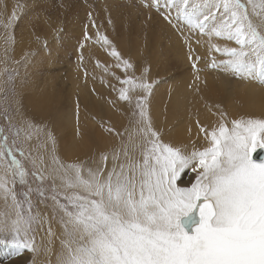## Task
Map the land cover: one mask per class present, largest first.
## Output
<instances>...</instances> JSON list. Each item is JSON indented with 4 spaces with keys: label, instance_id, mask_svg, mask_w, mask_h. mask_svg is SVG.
Masks as SVG:
<instances>
[{
    "label": "snow or ice",
    "instance_id": "obj_1",
    "mask_svg": "<svg viewBox=\"0 0 264 264\" xmlns=\"http://www.w3.org/2000/svg\"><path fill=\"white\" fill-rule=\"evenodd\" d=\"M143 7L155 9L187 49L193 74L188 88L199 94L196 82L209 71L264 88V0H144ZM28 10L27 3H16L10 14L7 4L0 11V246L43 252L45 264H264V159L252 156L264 149V111L230 116L220 105L215 111L208 105L215 120L202 122L197 111L194 121L206 146L192 141L189 150L188 143L165 140L152 114L157 81L145 55L147 33L138 68L88 12L77 67L84 41L115 60L124 75L111 72L120 87L109 86L126 103L128 123L102 120L113 142L85 145L77 96L70 146L77 154L62 156L58 101L53 97L39 119L24 110L27 68L39 55L26 50L15 58V28ZM96 64L105 73L112 67ZM107 103L125 113L116 101ZM193 115L189 108L190 137ZM82 147L87 151L81 157ZM185 169L195 180L182 187Z\"/></svg>",
    "mask_w": 264,
    "mask_h": 264
},
{
    "label": "bare ground",
    "instance_id": "obj_2",
    "mask_svg": "<svg viewBox=\"0 0 264 264\" xmlns=\"http://www.w3.org/2000/svg\"><path fill=\"white\" fill-rule=\"evenodd\" d=\"M8 4L9 6H7L10 7L9 1ZM90 10L92 9L90 8ZM38 11L40 14L43 10ZM45 11L41 12V14H44ZM31 12L27 11V13L31 15L27 14V17L28 15L29 17L33 16ZM37 13L38 12H36V14ZM24 17L26 16L24 15ZM29 17L26 19H30ZM50 17H52V15ZM22 19L21 20L26 23V21H24L25 18ZM31 19L33 20V18ZM48 19L43 18L41 22L39 21V23H41L39 25H42V32L39 31L40 33H38V30H36V32L30 27L33 30L31 31L27 24L21 25L16 30V59H19L23 51L32 50L40 41L42 42L43 40L49 39L47 44L49 52L45 53L44 50L39 51V55L34 58L31 65L27 68V79L24 88L26 92L24 110L29 115L39 119L46 110L48 102L54 97L56 101H58V107L63 118V124L57 130L61 155L73 157L77 152L75 150L70 151V146L75 144V102L77 96H79L81 103V128L85 133L84 144L86 145L90 142L94 147L104 148L113 142V137L103 131L100 127V122L103 120L120 127L126 124V119L128 118L126 114V103L118 101L117 93L109 86L111 84H116L117 87H120L119 82L112 77L111 72H115L121 77H123L124 72L122 69L115 68V60L109 57L103 48L97 46L98 44L96 45L93 41H84L85 46L82 50L84 59L82 65L85 71L77 67L79 63V54L75 53L74 58H71L74 59V63L69 65L70 68L68 67L66 74L64 72L65 75L60 79L63 85L68 86L65 96L63 95V90L65 89L63 87H58L57 81L54 82L52 77L45 75L41 76L39 79L40 75L38 72L42 70L43 66L46 68V64H49L50 59L54 56V53L52 54L51 51L56 53L57 50L54 49L53 41L55 38L52 41L53 30H51L52 26L55 27V22L53 19ZM58 19L64 20L59 17ZM158 20L154 21L155 24L151 23L154 26L152 27V25H150V28H148L149 25L147 26L146 24V26H144L140 23L141 26L140 24L136 26L137 28L135 27L136 30L134 32L129 28H125V26L121 27L124 23L119 26L121 28H119L118 32H114V30L110 32H108V30L101 32L106 34L125 55H131L138 62V68L141 59L139 57V50L144 43L145 33H147L148 47L145 55L151 67L152 79L158 80L155 86V95L151 98L152 114L155 118L157 127L163 128L165 140H171L173 143H188L190 146L189 150H191L192 141H198V147L206 146L203 143L202 137H197V129L195 128L194 121L197 111L202 122L211 123L215 120V117L208 111V105H212L213 111H215V106L218 104L223 110L227 111L230 116L242 111H254L257 113L264 111V88L236 79L229 80L217 72L209 71L200 74L201 81L196 82L201 89L199 94H197L194 89L188 88V85L193 83V74L189 63L186 61L187 49L183 47L182 42L177 38L176 34L168 29L161 20L159 22ZM31 24L33 23L31 22ZM36 26H38V24H36ZM109 28H113V26ZM132 33H134V35H131ZM74 34L75 39L73 38L74 40L71 41V45L76 47V45H79V42L83 40V35L81 30ZM132 36L135 39H133ZM36 37L40 38L39 41ZM75 49L77 48H74V50ZM166 49L168 51L171 50L172 54H174L179 61V63L173 67V70L177 73H174V71L172 72L173 74L170 73V68L157 69L155 67V65L164 64L163 55ZM199 51L203 53L204 50L199 49ZM97 60L101 62V65H112L108 73L104 72L103 67H97ZM25 71L26 69L24 67L22 71L23 75ZM85 72H87V76H85ZM136 74L139 75V70ZM93 76L96 77L95 80L92 79ZM101 77L108 83H102ZM229 84L230 89L227 87ZM93 89H95V93L92 91ZM249 91L255 92L256 94H247ZM201 95L204 97L203 100L200 99ZM109 99L116 101V107L124 109L125 113L118 112L115 107L109 105L107 103ZM189 108H191L194 113L192 117L193 126L191 137L187 131L189 125ZM92 116H95L96 119L93 120L91 118ZM85 151H87L86 147L80 149L79 154L81 157ZM256 161L259 162L258 160ZM187 173L188 175H181L180 177L179 183L182 187L190 186L195 180L194 174L191 173L190 175L188 171ZM45 260L38 264H45Z\"/></svg>",
    "mask_w": 264,
    "mask_h": 264
},
{
    "label": "rangeland",
    "instance_id": "obj_3",
    "mask_svg": "<svg viewBox=\"0 0 264 264\" xmlns=\"http://www.w3.org/2000/svg\"><path fill=\"white\" fill-rule=\"evenodd\" d=\"M8 1L10 2V7H8V8H10V9H8L10 11V12L8 11L9 14L11 13V10H12L11 8L13 7L12 5H14L16 3H27L28 9H29L28 12L32 11L31 14L33 15L32 17H29L30 14L27 13V14H29L28 17L30 19H26V18H28L27 14L25 15L26 17H24V15H23V18H25L24 21H26V23L22 21L23 19L19 21L18 26L15 28V36H17L16 30L21 25H24V24L29 25V28L31 27L35 31L38 30V33L42 32V25H39V24H41V23H39V21L41 22V19H43V18L48 19L52 15V17H50L49 19L54 20L55 27L52 26L51 30H54V28L56 30H58V34L54 33V31L52 32V41L55 38L53 41L54 49H57V50H56V53L51 51L52 54L54 53V56L50 59V63L46 64V68H45V66H43L42 70H40L41 72L39 71L38 73L40 75L39 79L41 78V76L48 75V76L52 77L54 82L57 81V86L63 87L65 89V90H63L64 96L66 95V89L68 88V86L63 85L62 82L60 81V79L66 74L68 67L70 68L69 65L71 63L72 64L74 63V59H71V58H74V54L78 53L80 55V52L77 51L79 45L77 44L76 47L74 45L72 46L71 41L75 39L74 33H77L79 30H81L82 35H83V26H84V24L89 23L88 22L89 21L88 20V12H92V16L96 21L97 27L99 28L100 31H103V32H105L107 30H108V32L113 31V30H114V32H118L119 28L124 27V26H125V28H129L130 30H132V32H134L137 28L136 26H138L140 23H142L144 26H146V24H147V26L149 25L148 28H150L151 27L150 25L155 24L154 21H156L158 19H159L158 22L160 21V18L156 14L155 9H148V8L143 7L144 0H90V1L89 0H3V3H0V11H3V5L4 4H7L9 6ZM61 3H63L65 5V7H63V8L60 7ZM85 8L86 9L88 8L89 10L87 9L88 10L87 11ZM90 8L92 10H90ZM38 10H43L41 12H44L46 10L47 12L45 11L44 14H41V12H40V14H39ZM36 12H38V13L36 14ZM38 14H39V16H38ZM40 15H42V16H40ZM149 15H151L153 20L151 19V21H150L148 19ZM54 16H57V17H54ZM58 17L61 19L63 18L64 20H60V19H58ZM31 18H33V20L36 21L37 23L34 22ZM109 18H111L113 21L112 25L108 24ZM83 19H84V21H83ZM142 19H144V20H142ZM145 20H146V23H145ZM30 21L33 24H31ZM21 22H22V24H21ZM58 22H59V26H58ZM36 24H38V26H36ZM71 24H72V26H71ZM31 25H35V26H31ZM111 26H113V28H109ZM119 26H121V27H119ZM140 26H141V24H140ZM153 26L154 25H152V27ZM31 28H30V30L33 31ZM95 31L96 30L92 29L91 26L89 27V32H91L90 35H93V37H94ZM0 34H2V30H0ZM131 35H134V33H132ZM142 36L144 37L143 34H142ZM132 38L135 39L133 36H132ZM48 40L49 39L45 40V41H47V44H48ZM45 41L44 40L42 42L40 41V43L35 45V47H33L34 49H32V50H35L37 52L44 50L45 53L46 52L48 53L49 47H47V48L44 47ZM66 42H67V44H66ZM76 42H78V41H76ZM88 43H90V42H88ZM93 43H95V42L93 41ZM97 46H99V44ZM74 48H77V49L74 50ZM167 49L165 51V54L163 55L164 56V58H163L164 64L163 65H155V67L157 69H159V68H170L171 69L170 73H172L173 71H174V73H177V72H175V70H173L174 69L173 67H175V65L178 64L179 61H178L177 57L174 54H172L171 50L168 51ZM51 50H52V48H51ZM82 50L83 49H81L80 51H82ZM0 54H2V41H0ZM173 56H175V57H173ZM23 69H24V66L21 65L19 68L21 76H24L22 74ZM80 69L85 71V68L83 65L80 67ZM64 72H65V74H64ZM127 123H128V118L126 119V124ZM186 170L190 173V175H191V173L194 174L191 171V169H185L181 175H188ZM37 240L39 241V237H37ZM0 250H1L0 251V264H38V263L44 261L46 258L45 255L43 256V252L36 253V254L29 253L27 251L21 252V253H14L10 247H2V246H0Z\"/></svg>",
    "mask_w": 264,
    "mask_h": 264
},
{
    "label": "water",
    "instance_id": "obj_4",
    "mask_svg": "<svg viewBox=\"0 0 264 264\" xmlns=\"http://www.w3.org/2000/svg\"><path fill=\"white\" fill-rule=\"evenodd\" d=\"M252 156H253V159L260 161L264 159V150L257 149L256 152H253Z\"/></svg>",
    "mask_w": 264,
    "mask_h": 264
}]
</instances>
